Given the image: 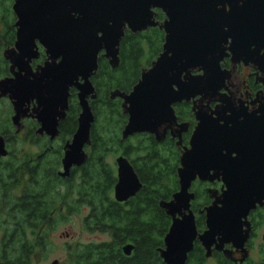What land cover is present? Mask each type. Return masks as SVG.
Here are the masks:
<instances>
[{"label": "water", "instance_id": "95a60500", "mask_svg": "<svg viewBox=\"0 0 264 264\" xmlns=\"http://www.w3.org/2000/svg\"><path fill=\"white\" fill-rule=\"evenodd\" d=\"M11 7L15 41L3 52L10 74L0 79V98L11 103L15 130L22 118L32 117L39 124L38 133L55 137L70 89H76L80 110L76 129L64 146L63 176L86 159L84 147L90 143L94 121L89 100L96 97L90 78L100 53L114 69L125 31H163L161 52L131 90L110 92V98L121 100L127 117L121 140L150 134L162 141L173 126L179 136L186 124L177 123L173 106L192 101L197 124L189 147L179 156V187L170 200L160 202L171 219L160 257L165 264H185L196 238L207 251L215 237L218 249L238 238L240 219L264 199V102L257 111L245 112L233 103L232 95L220 93L230 76L221 62L229 57L232 63H252L264 72V0H14ZM156 10L163 14L162 21L155 19ZM39 47L45 60L33 69ZM259 81L264 86V77ZM211 100L223 105L209 113L202 103ZM6 154L0 135V158ZM115 167L113 198L124 202L142 183L124 155L115 158ZM196 179L223 184L204 208L206 229L201 234L190 210L194 195L189 190ZM132 249V244L122 247L125 255Z\"/></svg>", "mask_w": 264, "mask_h": 264}, {"label": "trees", "instance_id": "16d2710c", "mask_svg": "<svg viewBox=\"0 0 264 264\" xmlns=\"http://www.w3.org/2000/svg\"><path fill=\"white\" fill-rule=\"evenodd\" d=\"M13 1L0 0V79L10 74L3 52L15 41ZM155 19H163L159 10H156ZM163 40L164 33L158 27H149L137 33L125 31L118 48L119 63L116 68L112 69L107 60L98 57L97 71L91 77L96 91V98L90 101L94 121L90 128V143L86 146L87 158L76 169L78 181L73 202L78 207H88L83 219L84 227L90 232L106 233L109 238L99 242L68 244L62 264H165L160 250L171 219L160 202L170 200L179 187L177 168L180 152L173 141L168 138L156 141L150 134L121 140V130L127 117L122 112L121 100L110 98L111 91L127 93L131 90L141 71L149 67L161 52ZM44 58L43 52H40L33 64L42 63ZM175 111L178 120L192 118L191 108L185 102L175 105ZM78 113L79 106L71 90L67 116L59 124V139L62 142L74 133ZM14 132L8 115L0 118V135L7 141L15 140ZM8 148L11 149L10 144ZM110 153L124 155L142 183L141 189L124 202L115 201L112 195L116 183L115 167L105 161ZM6 162L8 159L2 161ZM202 186L201 183L194 186V210L195 206L201 207L209 202L208 193ZM25 219V211L21 208L19 214L16 213L14 239L6 241V247H0L9 255L8 264H29V247L24 242L23 232ZM31 221L39 222L40 218H32ZM126 244L133 246L130 255L122 251Z\"/></svg>", "mask_w": 264, "mask_h": 264}, {"label": "flooded vegetation", "instance_id": "af4514ba", "mask_svg": "<svg viewBox=\"0 0 264 264\" xmlns=\"http://www.w3.org/2000/svg\"><path fill=\"white\" fill-rule=\"evenodd\" d=\"M40 52H43V50L39 47V55ZM99 56H101V53ZM104 59L106 60V58ZM34 60L31 62L33 69L42 64L45 59L42 63L35 65L33 64ZM221 67L228 70L230 76L225 81V88H222L220 93L232 95L233 103L245 110V112L257 111L259 106L264 102V86L259 81L260 78L264 77V72H260L252 63L245 64L242 61L232 63L229 57H225L222 60ZM71 90L74 91L76 97V89L71 88L70 95ZM70 95L68 98V108ZM91 100L93 99H90L89 103ZM195 102L198 104L197 100ZM185 103L191 108L192 118L178 120L176 115L177 123L186 124L185 130L177 136L175 133L177 127L173 126L167 130L164 137V139L168 138L173 141L180 153L185 147H189L192 131L197 124L192 111V101ZM178 104L180 103L174 104V111L175 105ZM202 104L209 113L215 110L217 106L223 105L220 101L214 100L203 101ZM33 106L34 102H30V111ZM68 108L64 119L60 120L59 124L65 120ZM25 120H30L29 124L25 127L26 131L15 130L13 134L16 137L15 140L7 141L4 138L7 154L0 158V247H6L7 244L5 242L14 239L16 213L19 214L20 209L23 208L26 217V222L23 224L24 242L29 247V264H33L36 253H43L45 251L48 241L53 236V231L62 219V186L72 184V187H74V191L72 192L76 194L75 186L78 175L76 169L79 166H72L68 174L63 176L62 158L64 146L72 135L65 142H62L59 139V124L58 134L50 138L46 133L37 132L39 124L36 122V119L24 117L21 119V126L24 125L23 121ZM220 123H223V121H220ZM20 128L22 129V127ZM31 128L33 131H31ZM171 132L176 136L171 135ZM22 133L29 143L39 144V151L35 157L30 158L28 155H24L20 158L15 150L12 149L13 147L11 149L8 148L9 144L11 146L15 144L18 137L22 136ZM10 152L12 153L10 154ZM7 159L8 162L2 163V161ZM198 183H201L203 189L208 193L209 202L201 207L195 206L196 210H194L192 207V202L196 198L194 186H197ZM14 186L17 187V192H13L12 187ZM222 187V181L216 179L213 181H200L196 179L192 182L189 191L193 193L194 198L190 202V210L194 214L198 234H201L206 229L204 208L212 203L214 195L221 193ZM71 211L74 210L71 208ZM32 218H40V221H31ZM237 230L240 236L229 242H224L219 249V240L218 237H215V241L210 246L209 251L196 238L193 241L191 251L187 254L185 264H264V199L261 201V204L256 203L255 207L248 212L245 218L240 219ZM4 251L5 249L3 251L0 249V263L8 264L7 258L9 255ZM51 264H57V261L55 260V263L53 261Z\"/></svg>", "mask_w": 264, "mask_h": 264}, {"label": "rangeland", "instance_id": "374dc122", "mask_svg": "<svg viewBox=\"0 0 264 264\" xmlns=\"http://www.w3.org/2000/svg\"><path fill=\"white\" fill-rule=\"evenodd\" d=\"M163 20V19H162ZM161 20V21H162ZM45 59V58H44ZM13 112L10 102L7 98L0 99V118H4L8 115L10 118ZM22 123V121L20 120ZM30 120L23 121L22 132L26 131V126ZM13 126V125H12ZM13 128H15L13 126ZM18 137V140L13 144L12 149L16 154L22 158L24 155H28L30 158L35 157L39 151V144L29 143L24 134ZM85 151L87 153L86 147ZM120 155L117 153H110L106 156L105 161L112 164L115 167V158ZM25 158V157H24ZM23 158V159H24ZM10 160V159H9ZM27 160V159H26ZM116 168V167H115ZM78 181V180H77ZM13 192H17V187H12ZM71 189V191L69 190ZM74 187L72 185L62 186V201H63V213L62 219L58 223L56 229L53 231V236L48 241L46 249L43 253H36L33 264H51L53 261H57V264H62L66 258V247L68 244H80L88 242H99L108 240V235L101 232H90L84 227L83 219L88 213V207L77 206L75 200L76 194H74ZM65 195V196H64ZM113 195V194H112ZM71 208L74 211H71ZM76 211V212H75ZM1 258V255H0ZM1 261V260H0Z\"/></svg>", "mask_w": 264, "mask_h": 264}, {"label": "snow or ice", "instance_id": "6c2138e0", "mask_svg": "<svg viewBox=\"0 0 264 264\" xmlns=\"http://www.w3.org/2000/svg\"><path fill=\"white\" fill-rule=\"evenodd\" d=\"M98 32H99V31H98ZM169 87H170V90H171V88H172V84H170V86H169ZM231 152H232V154H231V158H232V159H235V158L237 157V152H236V151H234V150H233V151H231ZM221 157H223V156H221ZM225 191L227 192V191H228V189H226Z\"/></svg>", "mask_w": 264, "mask_h": 264}]
</instances>
